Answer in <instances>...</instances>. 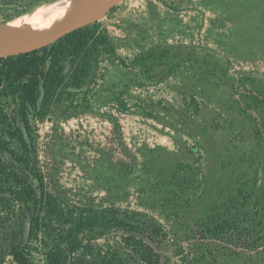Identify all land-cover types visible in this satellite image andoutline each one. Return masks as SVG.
<instances>
[{"label":"rangeland","instance_id":"rangeland-1","mask_svg":"<svg viewBox=\"0 0 264 264\" xmlns=\"http://www.w3.org/2000/svg\"><path fill=\"white\" fill-rule=\"evenodd\" d=\"M59 1L0 0V27ZM93 24L108 41L81 85L67 61L65 84L43 108L41 90L28 111L32 139L18 100L0 95L2 264H19L20 250L47 264L61 230L19 199L23 187L138 213L160 230L85 231L76 264L104 255L144 264L127 244L133 235L159 264H264V0H112ZM18 126L29 166L16 158Z\"/></svg>","mask_w":264,"mask_h":264},{"label":"trees","instance_id":"trees-1","mask_svg":"<svg viewBox=\"0 0 264 264\" xmlns=\"http://www.w3.org/2000/svg\"><path fill=\"white\" fill-rule=\"evenodd\" d=\"M95 25L73 31L40 50L0 59V95L11 96L14 100H18L20 118L31 139L32 127L28 119V111L30 107L35 108L38 104L41 84L45 95L43 108L48 104V97L65 84L64 68L67 61L74 66L73 85H81L89 76L93 51L108 41L106 34H97ZM11 136L19 141L24 150V153L18 154L16 158L22 164L29 166L30 147L23 129L18 126ZM2 148L0 141V161ZM18 194L20 200L26 203L34 202L35 206L38 205L40 210H44L48 217L58 218L61 222V230L57 233L55 242L53 245H47V264H76L71 256L83 247L80 235L85 231H93L98 237H103L115 229L145 234L150 238L160 234V230L153 223L135 219L138 213L120 211L113 206L96 210L92 207L65 205L48 193H44V197L39 198L33 188L23 187ZM36 219L38 223L39 217ZM219 226L216 224L214 229L223 228L221 226L219 229ZM31 228L33 233L35 227L32 225ZM126 240L144 264H159V255L143 237L133 235L126 237ZM15 258L19 264H32L21 250L15 253ZM2 262L0 256V264ZM102 262L121 264L122 260L104 255Z\"/></svg>","mask_w":264,"mask_h":264},{"label":"water","instance_id":"water-1","mask_svg":"<svg viewBox=\"0 0 264 264\" xmlns=\"http://www.w3.org/2000/svg\"><path fill=\"white\" fill-rule=\"evenodd\" d=\"M102 1L84 0L73 23L51 24L22 36L15 46L6 44L0 47V59L40 50L73 31L92 25L100 19L104 12L101 8ZM41 90L44 91L42 84Z\"/></svg>","mask_w":264,"mask_h":264},{"label":"bare ground","instance_id":"bare-ground-1","mask_svg":"<svg viewBox=\"0 0 264 264\" xmlns=\"http://www.w3.org/2000/svg\"><path fill=\"white\" fill-rule=\"evenodd\" d=\"M84 0H63L51 2L48 7L43 5L28 18H19L0 27V47L6 44L15 46L25 36L35 30L56 23H73ZM112 0L102 1V12ZM19 17V16H18Z\"/></svg>","mask_w":264,"mask_h":264},{"label":"flooded vegetation","instance_id":"flooded-vegetation-1","mask_svg":"<svg viewBox=\"0 0 264 264\" xmlns=\"http://www.w3.org/2000/svg\"><path fill=\"white\" fill-rule=\"evenodd\" d=\"M30 230H31V228H30L28 231H30ZM17 234L19 235V236H18V237H19V239H21V238H22V235H21L22 233H21L20 231H18V233H17Z\"/></svg>","mask_w":264,"mask_h":264}]
</instances>
